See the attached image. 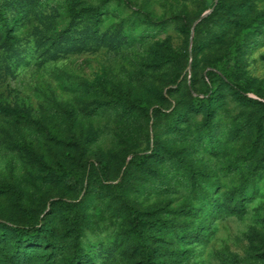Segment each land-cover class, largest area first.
<instances>
[{"label":"rangeland","instance_id":"obj_1","mask_svg":"<svg viewBox=\"0 0 264 264\" xmlns=\"http://www.w3.org/2000/svg\"><path fill=\"white\" fill-rule=\"evenodd\" d=\"M0 264H264V0H0Z\"/></svg>","mask_w":264,"mask_h":264},{"label":"trees","instance_id":"obj_2","mask_svg":"<svg viewBox=\"0 0 264 264\" xmlns=\"http://www.w3.org/2000/svg\"><path fill=\"white\" fill-rule=\"evenodd\" d=\"M20 120H22V116L19 115L17 117V121H20ZM17 230H20V231L25 232L27 234H34L37 232V227L35 225H25V226L17 227Z\"/></svg>","mask_w":264,"mask_h":264},{"label":"water","instance_id":"obj_3","mask_svg":"<svg viewBox=\"0 0 264 264\" xmlns=\"http://www.w3.org/2000/svg\"><path fill=\"white\" fill-rule=\"evenodd\" d=\"M210 11H211V9L206 10L205 12H203V13L198 17V19H196V21L193 23V27L195 26V24H196L197 22H199L200 20H202L203 18H205V17L209 14ZM193 27H192V29H193ZM192 29H191V33H192Z\"/></svg>","mask_w":264,"mask_h":264}]
</instances>
